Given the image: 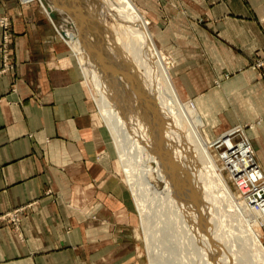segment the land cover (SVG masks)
Here are the masks:
<instances>
[{"label": "crops", "instance_id": "1", "mask_svg": "<svg viewBox=\"0 0 264 264\" xmlns=\"http://www.w3.org/2000/svg\"><path fill=\"white\" fill-rule=\"evenodd\" d=\"M143 1L145 13L160 16L153 31L161 48L168 47L166 34L174 32L175 45L180 44L182 52L190 50V55L176 59V92L181 98L190 97L206 113L211 154L258 231L256 227L264 225V199L259 198L264 197V73L249 66L264 55L260 24L264 0ZM2 14L14 20L17 64L14 73L0 75V215L42 197L49 188L69 193L71 187L64 181L76 170L71 169L72 162L81 163L78 170L85 171L83 161L94 144L92 132L104 121L97 92L98 121L93 125L90 104L77 89L75 80L82 74L91 85L79 59L81 70H64L56 63L50 50L53 31L36 22L45 16L41 9L0 0ZM169 16L172 22L161 28V18ZM1 56L0 50V65ZM235 124L248 127L250 141L242 127L213 137L212 130ZM38 210L27 221L26 245L15 242L0 225V264H37L36 255L63 241V236L56 240L47 235L48 211L54 214L53 208Z\"/></svg>", "mask_w": 264, "mask_h": 264}, {"label": "bare ground", "instance_id": "2", "mask_svg": "<svg viewBox=\"0 0 264 264\" xmlns=\"http://www.w3.org/2000/svg\"><path fill=\"white\" fill-rule=\"evenodd\" d=\"M76 1L40 0L95 84L142 216L148 264H264L263 236L209 149L207 115L176 92L150 21L131 0H100L110 36L105 17H88Z\"/></svg>", "mask_w": 264, "mask_h": 264}, {"label": "rangeland", "instance_id": "3", "mask_svg": "<svg viewBox=\"0 0 264 264\" xmlns=\"http://www.w3.org/2000/svg\"><path fill=\"white\" fill-rule=\"evenodd\" d=\"M41 1L47 5L46 0ZM81 1L83 2H80V0L76 1V4L80 10L85 12L86 15H89L88 17H96L100 22L104 20L105 17V20L101 23H105L110 36H113V28H111L113 19L107 14L103 5L99 3L100 0H93L94 2L92 0H87V2L84 0ZM17 2L20 7H39L49 20L50 23H48L45 16H38L36 22H38L37 24L39 27L42 26L43 29H51L53 31L50 39L54 43L50 50L57 59L56 63H60L59 66L63 67L64 70L73 67L81 70V67H78L79 61L81 63L80 58H78V61L75 53L64 42L60 33L54 29L40 0H17ZM84 2L86 3L84 4ZM88 2L91 6L88 5ZM131 2L137 7L139 13L150 21V31L152 32H150V34H153V36L155 35L154 40L157 41V33H155L153 29L157 27L156 23L159 22L160 16L154 17L149 15V13H145V3L143 0H131ZM88 6L92 11L96 12L94 13L88 10L89 8H85ZM95 6L99 9L96 8L95 10ZM91 14L92 16H90ZM98 15H100V18ZM29 20L30 17L25 20V23ZM171 22L172 16L162 17L160 27L164 29V26L168 27V23L170 24ZM260 24L264 29V18L260 20ZM0 29V50L2 53L0 75H7L15 72L17 64L14 53L16 33L14 31V20L11 15L2 14L0 16ZM166 36L167 37H164V39H167L166 43L168 47L162 48L161 52L166 65L170 68V73L173 78L172 82L174 84L176 59H180V57L185 54L190 55L187 53L190 50H186L185 52L186 48H183L184 50L182 52L180 44L178 46L175 45L174 32H168ZM5 40L8 42L7 52L9 54V60L6 61L7 65L4 64L6 49ZM105 42L106 48L109 47L108 42ZM182 45L186 46V44ZM261 61H264V55L256 56L249 68L259 74H263L264 65L261 66ZM183 65L186 68L187 63ZM224 77L228 78L229 75L226 74ZM75 81H77V89L83 92L90 104L91 118L94 125V123L98 121V109L94 96L97 91L92 77L89 79L91 85H89L83 74L82 79L80 78ZM189 98L190 97L182 96V100L184 101H191ZM220 115L221 113L219 114V119ZM97 124L98 125L94 127V132H92L94 144L88 149L87 158L83 161L84 166H82V168L85 171L79 172V164L81 163L72 162L71 169L76 170L69 175L67 174V181H64L66 182L65 186L69 184L71 187L69 193L60 194L55 189L49 188L42 194V197L10 209L0 215V225H2V229H4L6 233L10 232L15 242L26 245L27 240L24 232L25 228L28 226V219L33 217L38 209V211H40L47 207L48 210L53 208L56 218L54 217L53 219L52 215L54 214L48 211L49 221L46 227L49 229L48 231H50V233L47 235L55 237L56 240L62 236L64 238L60 244L55 246L56 248H49L48 246L51 250L45 248L47 249L44 250L46 253L44 252L42 255H36L37 264H148L146 248L143 243L142 216L138 210L134 193L128 183L127 175H125L126 172L122 167L119 154H117V146L111 136L112 133L107 129V125L104 121H100V124ZM241 127L244 129V134L250 141L247 135L248 127L241 124H235L233 127L224 128L222 130L216 128L212 130V134L214 138H217L219 133H233ZM54 183H56V181ZM256 228L258 232L260 231L262 233L264 239V225L260 227L257 226Z\"/></svg>", "mask_w": 264, "mask_h": 264}, {"label": "built area", "instance_id": "4", "mask_svg": "<svg viewBox=\"0 0 264 264\" xmlns=\"http://www.w3.org/2000/svg\"><path fill=\"white\" fill-rule=\"evenodd\" d=\"M3 24V23H2ZM7 28V27H6ZM6 41V40H5ZM8 42L6 41V49H5V56H4V64H6V61H8L9 60V54H8V52H7V49H8ZM7 65V64H6ZM264 65V61H261V66H263ZM8 68V67H7ZM231 152H232V155L234 156V152L231 150ZM236 172H238V171H236ZM252 185V184H251ZM259 198H261V199H264V197H262V196H260L259 195Z\"/></svg>", "mask_w": 264, "mask_h": 264}]
</instances>
